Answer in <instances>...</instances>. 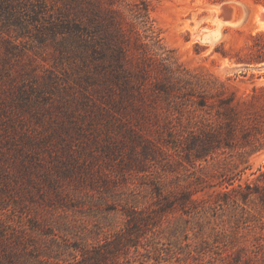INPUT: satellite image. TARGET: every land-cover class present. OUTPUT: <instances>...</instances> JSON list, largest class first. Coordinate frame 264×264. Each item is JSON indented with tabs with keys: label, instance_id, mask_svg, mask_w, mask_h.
Returning <instances> with one entry per match:
<instances>
[{
	"label": "rangeland",
	"instance_id": "1",
	"mask_svg": "<svg viewBox=\"0 0 264 264\" xmlns=\"http://www.w3.org/2000/svg\"><path fill=\"white\" fill-rule=\"evenodd\" d=\"M139 1L120 0L118 6L125 12L127 2ZM146 1L151 5L147 34L158 42L156 49L149 42L152 59L148 62L158 78L172 70L175 77L200 86L201 93L216 92L223 85L228 94L237 97L264 87V64L236 63L249 54L251 36L264 31L257 19L264 4L256 0ZM71 74L70 68L56 60L49 44L35 39L33 26L27 33L18 26L5 25L0 18V104H14L19 116L3 121L22 130H38L42 136L51 133L56 127L53 119L65 118L63 112L53 109L42 114L34 109L49 99V104L64 102L58 100ZM184 94L181 99L188 102L189 112H183L184 116L177 110L173 116L165 112L160 126L142 128L147 140L125 134L131 126L128 123L75 128L65 121L61 133L68 134L72 148L81 147L87 173L96 175L94 183L62 179L66 190L78 192L79 199L65 202L64 207L50 200L48 173L38 163L48 156L47 147L35 145L36 149L30 150L32 157L25 161L40 171L33 176L46 195L25 182L28 193L21 186L23 179L21 189L16 186L12 195L7 190L0 193V231L11 240L16 230L27 231L30 254L24 257L29 260L46 248L45 242L52 247V240L57 241L56 258L45 264H75L82 258L83 248L99 249L106 238L111 240L120 231H125L124 251L115 260L109 255L105 264H264V132L258 150L242 157L237 150L203 152L193 140L196 135L201 137V132L191 128L188 119L193 115V121H200L205 113L195 103L197 96L188 95L186 86ZM165 99L161 94L163 107ZM0 117L4 116L0 113ZM131 122L136 124L134 119ZM11 130L9 126L8 133ZM51 141L61 145L56 135ZM20 149V140L0 143V166L11 157L22 161L17 157ZM54 163L47 166L57 171ZM259 175L262 180L256 181ZM3 179L0 175V185ZM231 179L235 186L257 182L262 194L244 202L237 193L229 192L233 186L222 185ZM185 194L189 200L184 202ZM132 210L143 211L150 219L129 232L132 227L123 211Z\"/></svg>",
	"mask_w": 264,
	"mask_h": 264
},
{
	"label": "trees",
	"instance_id": "2",
	"mask_svg": "<svg viewBox=\"0 0 264 264\" xmlns=\"http://www.w3.org/2000/svg\"><path fill=\"white\" fill-rule=\"evenodd\" d=\"M119 1L0 0V18L5 25L18 26L27 33H30V27L33 26L35 39L42 45L49 44L54 49L56 60L72 71L70 78L65 80L63 98L58 100L65 101L49 104V99L44 104L41 103L42 107L34 109L42 114L51 113L53 109L63 112L65 118L53 119L56 127L51 133L45 132L46 135L42 136L38 130L33 131L28 127L22 130L3 121V118L15 119L19 116L14 104L8 107L4 103L0 104V113L4 116L0 117V143L20 140L21 149L18 150L17 157L23 159L18 162L11 157L0 166V175L4 178L0 193L7 190L12 195L16 186L20 187L18 190L23 186L30 194L29 187L41 188V193L46 195L42 185L33 176L40 171L35 169L34 164L25 161L32 157L30 155L33 152L30 150L36 149L35 145L39 148L44 145L48 156H43L38 163L44 168L43 172L48 173L47 181L52 189L48 198L62 203V207L67 201L75 202L80 195L78 192L67 191L62 179L74 184L77 181L82 184L87 181L94 183L92 179L96 175L87 173L89 171H86V163L79 149L81 147L72 148L68 143V134L62 135L61 131L64 132L67 125L65 121L75 128L84 124L95 127L103 123H128L131 126L126 129L125 134L132 139L147 140V133H143L142 128L149 125L160 126L165 112L169 113L167 116L172 115L175 110L181 116H184L183 112H189L188 102L181 99L185 95V86L188 95L197 96L195 103L205 113L200 121H193L191 111L192 116L188 119L191 128H198L201 132V137L196 135L193 139L200 144V150L208 154L216 150H237L240 157L258 150L261 145L260 136L264 132V87L244 97H237L234 93L228 94L223 85L216 92L210 89V92L206 90L201 93L200 86L175 77L176 73L172 70H166L158 78L148 62L152 59L148 51L149 42L152 43L151 47H158V42H154V38L147 34L150 31V3L146 0L127 2L124 12L118 6ZM256 2L264 4V0ZM251 39L253 44L249 54L236 59L237 64H264V31L251 36ZM161 94L166 97L164 107L160 101ZM25 108L28 110L27 102ZM133 119L136 124L131 122ZM9 126L12 127L10 133ZM53 135L58 137L61 145L51 141ZM51 162H55L57 171L47 166ZM260 177L261 175L256 181H261ZM21 179L25 181L20 186ZM25 182L29 187H24ZM235 183L234 179L224 180L222 185L233 186V190L229 192L237 193L244 202L254 195L262 194L257 182L239 183L236 186ZM187 197L188 194H185L184 202L189 200ZM165 201V206L170 208V201ZM125 214L132 227L129 232L150 219L143 211H123L124 216ZM34 228L37 231V225L34 224ZM24 231L16 230L17 235L13 240L7 233L0 231V264H45L47 259L56 258L54 254L59 245L55 240H52V247L45 242L46 248L39 249L38 256L31 260L25 258L24 255L30 254V244L26 239L27 231ZM131 236L130 233L129 240ZM107 240L108 238L99 249L86 251L83 248L82 258L77 259L75 264H105L109 255L115 260L124 251L125 231H120L113 235V239Z\"/></svg>",
	"mask_w": 264,
	"mask_h": 264
},
{
	"label": "bare ground",
	"instance_id": "3",
	"mask_svg": "<svg viewBox=\"0 0 264 264\" xmlns=\"http://www.w3.org/2000/svg\"><path fill=\"white\" fill-rule=\"evenodd\" d=\"M257 19L259 24L264 27V11L262 10L258 15H257Z\"/></svg>",
	"mask_w": 264,
	"mask_h": 264
},
{
	"label": "water",
	"instance_id": "4",
	"mask_svg": "<svg viewBox=\"0 0 264 264\" xmlns=\"http://www.w3.org/2000/svg\"><path fill=\"white\" fill-rule=\"evenodd\" d=\"M225 10H226V11H227V10L230 11V9H228V8H226Z\"/></svg>",
	"mask_w": 264,
	"mask_h": 264
}]
</instances>
